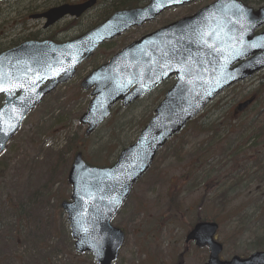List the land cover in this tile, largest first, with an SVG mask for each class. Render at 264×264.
<instances>
[{
    "label": "rangeland",
    "instance_id": "374dc122",
    "mask_svg": "<svg viewBox=\"0 0 264 264\" xmlns=\"http://www.w3.org/2000/svg\"><path fill=\"white\" fill-rule=\"evenodd\" d=\"M85 1L0 3V52L27 40L69 42L115 11L148 3L98 0L79 19L65 18L47 29L44 21L30 19L51 8ZM213 1L167 10L153 22L103 44L70 81L27 116L0 157V264H95L90 254L74 251L60 208L71 194L67 183L71 161L80 152L87 164L112 165L119 152L135 142L174 81L167 80L128 107L115 105L110 117L89 136L79 119L91 98L80 83L124 47ZM239 1L253 9L264 4ZM263 30L264 26L256 33ZM252 98L249 108L236 113L237 105ZM196 219L218 224L215 239L223 247L221 261L264 250V69L223 91L157 154L111 221L124 233L114 264H204L207 251L184 243ZM49 251L54 253L48 255Z\"/></svg>",
    "mask_w": 264,
    "mask_h": 264
},
{
    "label": "water",
    "instance_id": "95a60500",
    "mask_svg": "<svg viewBox=\"0 0 264 264\" xmlns=\"http://www.w3.org/2000/svg\"><path fill=\"white\" fill-rule=\"evenodd\" d=\"M4 1V0H0ZM97 0L63 5L32 17L44 19V28L65 17L79 18ZM197 0H150L149 5L113 14L108 20L70 42H25L0 54V156L19 130L29 111L59 84L73 78L76 68L105 41L126 30L154 20L161 12ZM264 6L253 11L236 0H217L193 16L167 25L124 48L105 65L92 71L80 84L92 98L79 122L90 135L120 101L128 106L175 77L155 116L136 142L123 149L108 168L88 166L76 154L67 174L70 202H62L73 248L78 254L91 253L96 264L116 261L123 233L110 222L129 197L131 188L150 168L157 151L181 132L215 96L231 85L264 69ZM236 67L232 68L236 64ZM248 100L237 107L243 111ZM214 223H199L187 235L207 247L206 264H264V252L247 259L233 257L221 262L222 247L213 241Z\"/></svg>",
    "mask_w": 264,
    "mask_h": 264
},
{
    "label": "trees",
    "instance_id": "16d2710c",
    "mask_svg": "<svg viewBox=\"0 0 264 264\" xmlns=\"http://www.w3.org/2000/svg\"><path fill=\"white\" fill-rule=\"evenodd\" d=\"M120 2H123V0H121ZM262 2H264V0H262ZM120 4H123V3H120ZM121 8V7H120ZM93 164H95V165H98V163L97 162H94V161H91ZM102 164H104V163H102ZM264 246H262V248H263ZM261 248V249H262ZM54 252H51V251H49L48 252V255H52ZM44 258H46V257H44Z\"/></svg>",
    "mask_w": 264,
    "mask_h": 264
},
{
    "label": "flooded vegetation",
    "instance_id": "af4514ba",
    "mask_svg": "<svg viewBox=\"0 0 264 264\" xmlns=\"http://www.w3.org/2000/svg\"><path fill=\"white\" fill-rule=\"evenodd\" d=\"M214 2H215V0H214ZM197 220V219H196ZM196 222V221H195Z\"/></svg>",
    "mask_w": 264,
    "mask_h": 264
},
{
    "label": "snow or ice",
    "instance_id": "6c2138e0",
    "mask_svg": "<svg viewBox=\"0 0 264 264\" xmlns=\"http://www.w3.org/2000/svg\"><path fill=\"white\" fill-rule=\"evenodd\" d=\"M0 90H2V89H0Z\"/></svg>",
    "mask_w": 264,
    "mask_h": 264
}]
</instances>
